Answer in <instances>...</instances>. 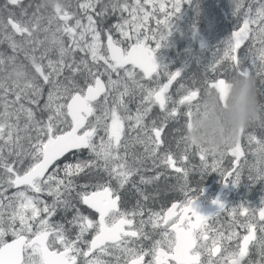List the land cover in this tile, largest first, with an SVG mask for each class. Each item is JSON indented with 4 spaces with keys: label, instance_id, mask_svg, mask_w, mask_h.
I'll list each match as a JSON object with an SVG mask.
<instances>
[{
    "label": "snow or ice",
    "instance_id": "1",
    "mask_svg": "<svg viewBox=\"0 0 264 264\" xmlns=\"http://www.w3.org/2000/svg\"><path fill=\"white\" fill-rule=\"evenodd\" d=\"M188 3L0 0V264H264V199L230 211L216 199L218 212L203 215V189L190 183L216 173L236 186L245 170L264 182V139L241 128L207 148L184 135L174 151L165 135L180 115L190 128L201 92L222 93L230 77L254 75L264 97V0L246 11L233 0L242 26L202 83L156 59ZM167 192L183 199L168 206ZM222 211L228 223L217 228L210 221Z\"/></svg>",
    "mask_w": 264,
    "mask_h": 264
},
{
    "label": "clouds",
    "instance_id": "2",
    "mask_svg": "<svg viewBox=\"0 0 264 264\" xmlns=\"http://www.w3.org/2000/svg\"><path fill=\"white\" fill-rule=\"evenodd\" d=\"M194 108L189 141L207 148H222L236 139L239 129L257 121L264 101L259 95L257 78L230 77L223 92L205 89Z\"/></svg>",
    "mask_w": 264,
    "mask_h": 264
},
{
    "label": "flooded vegetation",
    "instance_id": "3",
    "mask_svg": "<svg viewBox=\"0 0 264 264\" xmlns=\"http://www.w3.org/2000/svg\"><path fill=\"white\" fill-rule=\"evenodd\" d=\"M249 2L251 3L252 0H249ZM246 5L247 4H244V8L246 7ZM157 62L159 63L158 59ZM166 65L173 71L181 66L179 62H176L174 65H172V63ZM178 87L179 84L174 82L173 86L170 88V92L173 89H177ZM174 98H178V96L175 95ZM181 107L184 111V107ZM186 124V117L184 115H180V118L177 121H170L169 126L166 128L165 135L172 142V147L174 151L176 150V140H178L181 136L186 135ZM181 148H183V144H181ZM243 148L246 151V140H244ZM198 162L199 161L197 159L196 163ZM225 166H227V161H225ZM175 183L176 180L173 174V177L170 179L169 184L171 185ZM190 183L193 187L197 188V190H199L200 188L203 189V194L199 195V198L196 200L197 211L203 215H211L218 212L217 206L212 203V201L216 199H219L220 201L224 202V204L229 207V211L232 207L238 206L239 204H245L246 206H249L251 208H257L261 205L262 199H264V182H260L255 188H250L247 170L244 171L241 182L236 186H233L231 184L225 186L221 183L220 176L216 173H209L205 175L203 179H201L198 175H193L190 177ZM166 195L167 199L163 202L166 203L168 206H170L172 202H177L178 199H183L182 195H178L177 193L167 192ZM134 203L135 199H131V204ZM131 204L129 206H131ZM159 208L160 202H157V204L155 205V209L159 210ZM228 219V212L222 211L217 217L212 218L210 222L214 223L215 226L219 228L222 225L226 226L228 223ZM6 239L11 241L10 236ZM250 257L253 260L257 258L256 251L254 248L251 250Z\"/></svg>",
    "mask_w": 264,
    "mask_h": 264
},
{
    "label": "rangeland",
    "instance_id": "4",
    "mask_svg": "<svg viewBox=\"0 0 264 264\" xmlns=\"http://www.w3.org/2000/svg\"><path fill=\"white\" fill-rule=\"evenodd\" d=\"M216 1H219L221 5L217 6V8L215 7L213 11L211 5L196 3L193 0H191V3L182 6L181 11L173 17L172 23L175 21H185L187 23L185 30L182 31L180 28H176L167 38L165 46L161 47L156 53L159 63H172L174 65L176 62H179L178 60L172 61L168 57V49L174 47L181 40H186L188 46L195 45L194 53L200 55L196 59L197 62L206 66L211 61L216 49L229 38V33L228 36H225L224 21L231 20L232 24H239L237 17L232 14L234 10L233 0ZM240 15L242 18V13ZM151 24L155 27V20H152ZM184 33H186V39L183 36ZM214 36H217L216 41H212ZM206 53L209 54L207 57L204 56ZM202 58H206L207 61ZM222 72L223 70H221ZM171 93L175 97L176 89H173ZM184 112H187V108H184Z\"/></svg>",
    "mask_w": 264,
    "mask_h": 264
},
{
    "label": "trees",
    "instance_id": "5",
    "mask_svg": "<svg viewBox=\"0 0 264 264\" xmlns=\"http://www.w3.org/2000/svg\"><path fill=\"white\" fill-rule=\"evenodd\" d=\"M193 1L196 3L204 4V5H207V4L211 5L212 11L215 7L217 8V6L221 5L219 3V1H216V0H193ZM251 3H253V0ZM251 3L249 2V0H243V4H247L246 5L247 8H248V5ZM245 8H244V10H245ZM242 19H243V17L240 18L239 22ZM111 22H115V20L113 19ZM231 24H232L231 20L224 21L225 36H228V33L231 30L235 29L238 25V24H232V25ZM186 25H187V23L185 21H175L172 23V26H173L172 32H174L176 28H180L182 31H184ZM183 36L186 39V33H184ZM216 39H217V36H214L212 41H216ZM182 41H184V40L179 41V43H177L174 47H171L168 49V57L172 61H174V60L179 61L180 65H181L179 68H182L186 73V75L184 76L183 82L190 83L189 77L197 74L201 78V83H202L203 77H204V69L203 68L205 66L203 64L197 62V60H196L197 58L200 57V55H197L194 53V49H195L194 44H192L191 46H188L186 40L184 42H182ZM250 43H251L250 41H246L245 45H243L242 47H246ZM6 48H7V45H0V51H4ZM8 51L10 53V50H8ZM208 55H209L208 53L204 54L205 57H207ZM183 58H184V60H182ZM202 59H205V61H207L206 58H202ZM207 76L209 79L223 78L222 75H218V74L213 73L211 71H209L207 73ZM257 84L259 87V78H257ZM202 93L203 92H201V94ZM260 97H261V100L264 101V97H262V96H260ZM262 114H264V113H262ZM184 123H186V122H184ZM247 132L256 135V137L258 139H264V129H261L259 121H256L254 124L249 126L247 128ZM247 151H248V145H247V140H246V152ZM247 159L249 160L250 163L253 162V158H252L250 153L248 154ZM247 175H248V171H247ZM249 183H250V188H255L258 186V184L260 182L251 183L249 181Z\"/></svg>",
    "mask_w": 264,
    "mask_h": 264
},
{
    "label": "water",
    "instance_id": "6",
    "mask_svg": "<svg viewBox=\"0 0 264 264\" xmlns=\"http://www.w3.org/2000/svg\"><path fill=\"white\" fill-rule=\"evenodd\" d=\"M247 10V7L245 8V11ZM239 26H242V20L239 22ZM234 30H239L238 29V25H237V27L235 28V29H233V30H231L230 32H229V36L231 35V33L234 31Z\"/></svg>",
    "mask_w": 264,
    "mask_h": 264
}]
</instances>
